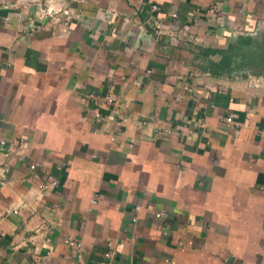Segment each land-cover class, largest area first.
<instances>
[{"label": "crops", "instance_id": "1", "mask_svg": "<svg viewBox=\"0 0 264 264\" xmlns=\"http://www.w3.org/2000/svg\"><path fill=\"white\" fill-rule=\"evenodd\" d=\"M44 1L0 0V264H264V0Z\"/></svg>", "mask_w": 264, "mask_h": 264}, {"label": "built area", "instance_id": "2", "mask_svg": "<svg viewBox=\"0 0 264 264\" xmlns=\"http://www.w3.org/2000/svg\"><path fill=\"white\" fill-rule=\"evenodd\" d=\"M60 3V0H45L44 1V4H45V7H42V10L46 11L48 15H53V14H56L58 12H60L62 9V6H58V4ZM152 9H157V5L153 4L152 5ZM64 12H67L66 10ZM209 12L212 13V15H215L216 14V9L214 7L210 8L209 9ZM173 16H176L177 14L176 13H172ZM159 31V30H158ZM248 83L250 86H254V87H257L261 84L264 83V76H249L248 77ZM184 89L188 90V91H191V89L187 86H184ZM90 97H95V95L93 93H90L89 94ZM175 99L177 101H180L182 99V96L180 93H178L176 96H175ZM106 100L108 102H112L113 101V97L111 95H107L106 96ZM226 121H231V117H227L225 119ZM164 132L166 135H170L172 133V129L170 128H166L164 129ZM4 142L1 141V144H3ZM31 167L33 168L34 165H31ZM57 184V181L52 179L51 182H50V185L51 186H55ZM95 202V199H92L91 200V203H94ZM140 207L137 206L136 209H139ZM135 220V218L133 219ZM67 242L70 243V244H75L76 246H79L80 243L79 242H76L74 240H71V239H67ZM113 246L112 242L110 239L107 240V247H108V250L104 253V255L107 257V258H110L111 255H112V252H111V247Z\"/></svg>", "mask_w": 264, "mask_h": 264}, {"label": "trees", "instance_id": "3", "mask_svg": "<svg viewBox=\"0 0 264 264\" xmlns=\"http://www.w3.org/2000/svg\"><path fill=\"white\" fill-rule=\"evenodd\" d=\"M255 43L254 47L253 44ZM242 44L241 42L238 43V46ZM237 47L231 44L228 48V52L237 53ZM244 53H240V57H238V65L241 67L253 69L255 73H264V32L261 33L260 38H254L253 42L247 44H242L241 48ZM211 52L217 51L216 49H211Z\"/></svg>", "mask_w": 264, "mask_h": 264}]
</instances>
